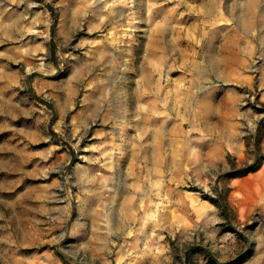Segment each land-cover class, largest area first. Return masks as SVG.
I'll return each instance as SVG.
<instances>
[{
	"label": "rangeland",
	"instance_id": "obj_1",
	"mask_svg": "<svg viewBox=\"0 0 264 264\" xmlns=\"http://www.w3.org/2000/svg\"><path fill=\"white\" fill-rule=\"evenodd\" d=\"M254 2L252 17H264V0ZM200 4L201 0H0V144L6 140L34 152L27 164L19 166L17 192L20 200L27 195L26 218L34 224L35 239L45 238L44 244L63 264H135L145 253L141 248L157 250L159 245L161 253L172 256L173 264H189V257L209 255L200 248L192 250L198 244L216 250L220 262L240 264L264 248V236L254 234L257 228L264 230L261 215L238 220L229 207L226 182L233 174L216 183L224 172L245 171L251 166L249 160L238 162L230 157L229 168H210L200 179L192 171H178L173 187L147 182L152 199L165 201L157 210L169 211L174 225H165L160 215L157 219L129 217L133 208L123 205V195L132 196L134 190L136 202L131 205L137 208L138 192L143 191L141 186L124 183L136 179L135 172L142 170L138 155L128 153L138 148L140 140L137 123H129L126 113L136 107L134 89L142 82L137 65L147 57V41L154 36L167 40L168 50L170 37L178 36L201 59L202 37L226 34L228 27L199 25L197 20L203 18ZM222 5L234 6L230 0H222ZM63 11L71 22L66 29L61 27ZM139 19L141 24L135 25ZM248 65L256 85L248 104L257 120L242 133L253 161L259 150L254 162L258 167L264 136V123L256 133L264 116V103L258 98L264 72L262 49L252 53ZM170 80V74L159 75L158 90L140 96L142 103L155 106L148 112L152 121L156 106L166 108L170 115V104L159 98L169 95ZM92 94L99 101L95 113L87 102ZM108 107L118 112L115 121L108 119ZM85 113L88 119L83 121L80 117ZM162 140L166 146L170 137ZM153 142L151 138L146 145ZM110 146L115 147L113 156L121 163L119 181L105 168ZM134 161L139 165L128 175L126 163ZM199 209L212 213L205 224ZM154 224L160 235L141 239L142 226ZM251 236L256 238L249 250L243 237ZM97 242L99 249L94 254L82 247ZM214 263L220 264L215 259Z\"/></svg>",
	"mask_w": 264,
	"mask_h": 264
},
{
	"label": "crops",
	"instance_id": "obj_2",
	"mask_svg": "<svg viewBox=\"0 0 264 264\" xmlns=\"http://www.w3.org/2000/svg\"><path fill=\"white\" fill-rule=\"evenodd\" d=\"M254 3L257 2L230 0V4L234 6L223 8L222 0H201L199 12L202 13L203 18L197 20L200 21L198 24L228 27L226 34L202 37L204 48L201 59L195 57L192 54V46L183 45L178 40V36L170 37V50L166 45L167 40L162 37L154 36L147 41L148 55L137 65L142 82H138L134 89L137 96L136 107L126 111L131 120L129 123H137L140 140L138 148L129 150L128 153L138 155L140 166L142 165L139 169L142 170L137 174L135 172L136 179L126 180L124 182L126 185L123 184L128 186L129 181L131 185L141 186L143 190L138 192L137 208L131 205L136 202L133 201L136 196L134 190L131 191L132 196L123 195L124 207L130 206L134 211L129 217L138 216L146 219L148 216L157 219L160 215L159 220L164 219V224L170 226L173 223L171 213L167 210L166 212L157 210V207L165 201L157 200L156 197L152 199L146 189L147 182L155 186L163 184L173 187V181L178 180L175 178V173L178 171H192L196 177H199L197 179H200L201 173L210 168L220 166L229 168L230 157H234L238 162L249 160L250 165L257 160L259 150L258 152L256 150L257 158L253 161L242 133L243 128L253 125L257 120L255 110L251 104H248L253 91H256L255 79L249 71L248 61L252 53L257 52L259 48L264 52V17L257 16L256 13V18L252 17ZM140 24L139 19L135 25ZM162 74L171 76L169 95L165 93L162 98L159 96L164 103L170 104L168 107L170 115L164 110L166 108L160 109L156 106L153 113L156 118L152 121L148 112H152V107L155 106L142 103L140 96L146 94L148 90H158L160 84L155 81ZM152 80L155 82L154 86H150ZM260 86L258 98L264 103V72ZM156 100L159 102L158 99ZM87 102L93 113L98 111L99 101L95 94H92ZM147 107L151 111H148ZM109 109L110 107H108V119L112 117L115 121L118 112L113 113ZM80 118L83 121L87 120L88 113L81 115ZM168 136L170 141L163 146L162 139ZM151 138L155 143L146 145L150 143ZM159 139H161L160 144ZM131 143L136 144L132 141ZM114 148V146L108 148L105 168L108 172H114L109 176L114 180L117 176L119 181L118 171L121 163L113 156ZM30 152L33 156V151L20 149L6 140L0 144V264H63L53 249L44 244L45 238L35 239L34 224H29L26 218L27 195L21 196L22 200H20L17 192L19 166L28 163ZM260 154L262 160L258 167L251 171L245 170L233 174L226 182L228 204L238 220L252 219L256 213L264 219V136L260 142ZM138 165L135 161L129 165L126 163L128 175H131V171L136 170ZM194 200L199 201L198 198ZM202 206L209 209L203 203ZM198 212L202 215V224L211 219V211L199 209ZM154 227L156 224L150 228H147V225L142 226L140 238L149 239L152 234H155V237L160 235ZM263 231V228L260 232L257 228L254 234L263 238ZM256 236L243 237V242L247 243L249 250ZM258 243H260L259 238ZM134 245L137 246L135 243ZM82 247L93 254L99 249L98 242L86 243ZM160 247L157 250L141 248L145 253L142 259L136 260L135 264H173L172 256L161 253ZM212 250L216 253V250ZM209 256L198 254L196 259L189 257V264H215L210 261ZM227 261L230 260H223V262ZM240 264H264V248L259 254L241 260Z\"/></svg>",
	"mask_w": 264,
	"mask_h": 264
},
{
	"label": "water",
	"instance_id": "obj_3",
	"mask_svg": "<svg viewBox=\"0 0 264 264\" xmlns=\"http://www.w3.org/2000/svg\"><path fill=\"white\" fill-rule=\"evenodd\" d=\"M263 123H264V116H263V117L258 121V123H257V127H256V133H257V136H258L259 133H260V130H261V127H262ZM240 169H241V168H240ZM237 171H239V169L230 170V171H227V172L222 173V174L217 178L216 183H218L219 180H220L222 177L232 175V174L236 173ZM196 248H200V249H203V250L207 251L208 254H209L210 256H212V257H213L217 262H219L220 264H228V263H229V262H220V261L218 260V258L215 256V253L213 252V250H211L209 247H207V246H205V245H203V244H198V245L194 246V247L192 248V250H194V249H196Z\"/></svg>",
	"mask_w": 264,
	"mask_h": 264
},
{
	"label": "bare ground",
	"instance_id": "obj_4",
	"mask_svg": "<svg viewBox=\"0 0 264 264\" xmlns=\"http://www.w3.org/2000/svg\"><path fill=\"white\" fill-rule=\"evenodd\" d=\"M70 19H68V13L67 11L62 12V19H61V27L63 29H66L68 27V24L70 25Z\"/></svg>",
	"mask_w": 264,
	"mask_h": 264
},
{
	"label": "trees",
	"instance_id": "obj_5",
	"mask_svg": "<svg viewBox=\"0 0 264 264\" xmlns=\"http://www.w3.org/2000/svg\"><path fill=\"white\" fill-rule=\"evenodd\" d=\"M256 166H257V163L254 164V165L249 166L246 170H250V171H251V170L255 169ZM240 171H241V170H239V171H237V172H240ZM209 258H210V261L214 263V259H213V257L209 256Z\"/></svg>",
	"mask_w": 264,
	"mask_h": 264
}]
</instances>
